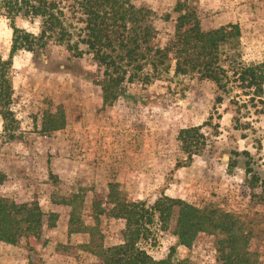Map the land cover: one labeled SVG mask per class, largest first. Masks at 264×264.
<instances>
[{"label": "rangeland", "instance_id": "rangeland-1", "mask_svg": "<svg viewBox=\"0 0 264 264\" xmlns=\"http://www.w3.org/2000/svg\"><path fill=\"white\" fill-rule=\"evenodd\" d=\"M174 1L141 0L156 12ZM187 1L202 29L236 23L242 59L264 60V0ZM14 23L37 32L38 23L19 17ZM11 33V20L0 16L4 60ZM168 63V69L158 66L154 72L146 65L147 83H124V94L108 103L91 80L96 66L87 52L76 57L51 44L37 55L13 53L10 113L0 115V197L37 202L42 220L36 235L0 240V264H97L86 248L89 227L96 226L106 245L118 240L123 226L108 213L110 184L128 200L151 204L164 194L239 215L256 264H264V192L246 185L240 156L232 170L227 166L229 149H248L264 162V85L263 103L256 102L236 87L227 95L194 74H176ZM236 94L246 100L241 114L230 102ZM189 126L200 127L205 137L191 156L177 140L179 129ZM216 239L200 232L186 247L156 224L153 236L139 245L155 259L171 254L173 260L221 264Z\"/></svg>", "mask_w": 264, "mask_h": 264}, {"label": "trees", "instance_id": "trees-1", "mask_svg": "<svg viewBox=\"0 0 264 264\" xmlns=\"http://www.w3.org/2000/svg\"><path fill=\"white\" fill-rule=\"evenodd\" d=\"M0 16L11 20V48L7 60L0 56V115L5 118L11 99L8 68L15 51L37 55L49 45H63L74 56L87 52L96 66L91 79L102 91L104 102L124 94V83H147V65L154 72L158 66L168 69L173 62L176 74H194L210 81L225 94L238 88L248 100L263 103L264 60L246 62L239 50L240 28L228 23L217 28H201L196 11L187 0H175L167 11H154L141 0H0ZM19 17L38 23L37 32L18 27ZM156 21L160 22L157 26ZM80 45L85 46V49ZM230 97L237 114L246 109L245 99ZM221 100V96L217 97ZM255 106V105H254ZM241 123L239 117L234 119ZM57 126V125H56ZM181 148L191 156L205 140L198 126L181 128L177 134ZM203 146L205 143H202ZM204 148V147H202ZM262 148L256 140L255 150ZM227 166L232 170L242 158L244 180L250 189L264 192V162L248 149H229ZM108 213L121 219L118 240L104 244L96 226L89 227L86 248L97 264H193L187 258L173 260L171 254L155 259L139 245L153 236V229L168 231L178 243L190 247L200 232L213 234L216 256L221 264H256L249 248V234L240 216L221 210L211 202L195 205L181 198L161 194L151 204L128 200L110 184ZM42 220L37 202L15 203L0 197V240L14 243L22 236L36 235Z\"/></svg>", "mask_w": 264, "mask_h": 264}]
</instances>
